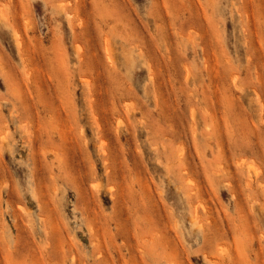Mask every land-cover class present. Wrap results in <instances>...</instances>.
Instances as JSON below:
<instances>
[{"label": "rangeland", "instance_id": "rangeland-1", "mask_svg": "<svg viewBox=\"0 0 264 264\" xmlns=\"http://www.w3.org/2000/svg\"><path fill=\"white\" fill-rule=\"evenodd\" d=\"M107 260L264 264V0H0V264Z\"/></svg>", "mask_w": 264, "mask_h": 264}, {"label": "bare ground", "instance_id": "bare-ground-1", "mask_svg": "<svg viewBox=\"0 0 264 264\" xmlns=\"http://www.w3.org/2000/svg\"><path fill=\"white\" fill-rule=\"evenodd\" d=\"M5 17H6V16H5ZM251 26H252V25H251ZM13 31H14V29H13ZM14 33H15V32H14ZM15 34H16V33H15ZM13 35H14V34H13ZM18 35H19V34H18ZM14 37H15V36H14ZM18 37H19V36H18ZM15 40H16V39H15ZM16 44H17V43H16ZM18 47H19V46H18ZM240 163H241V162H240ZM246 170H247V173H250V171H251L252 169H251L250 166H247V167H246ZM246 185H250V181H249V180L246 181ZM196 189H197V188H196ZM186 194H187V193H186ZM193 212H194V211H193ZM206 213H207V212H206ZM193 217H194V216H193ZM197 219H198V218H197ZM197 219H194V220L196 221ZM192 220H193V219H192ZM195 221H194V222H195ZM192 222H193V221H192ZM194 222H193V223H194ZM43 224H44V223H43ZM210 225H211V224H210ZM45 233H46V232H45ZM44 235H47V234H44ZM96 240H97V239H96ZM161 241H162V240H161ZM93 242H94V241H93ZM93 242H92V243H93ZM96 242H97V241H96ZM97 243H98V242H97ZM164 243H165V242H164ZM166 243H167V242H166ZM93 244H94V243H93ZM93 244H92V245H93ZM97 245H99V243H98ZM102 245H103V244H102ZM103 246H104V245H103ZM101 251H102V250H101ZM104 251H106V250H104ZM110 252H113L112 249H111ZM115 252H116V251H115ZM98 253H101V252L98 251ZM102 253H103V252H102ZM105 253H106V252H105ZM105 253L102 254L101 256L106 255ZM95 254H97V253H95ZM97 256H100V255L97 254ZM97 256H96V260H97V258H98ZM107 257H108V256H106V258H107ZM87 258H88V257H87ZM103 258H105V257H103ZM114 259H115V257H114ZM104 260L106 261V259H104ZM104 260H103V261H104ZM107 261H108V260H107ZM75 262H77V261H75ZM92 262H93V260H92ZM110 262H111V261L109 260L108 263H110ZM96 263H97V262H96ZM103 263H105V262H103ZM110 264H112V263H110Z\"/></svg>", "mask_w": 264, "mask_h": 264}]
</instances>
